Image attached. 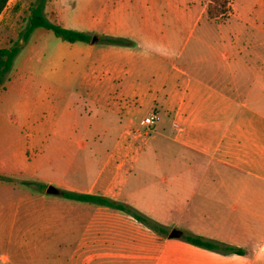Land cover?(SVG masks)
<instances>
[{
    "label": "crops",
    "instance_id": "crops-1",
    "mask_svg": "<svg viewBox=\"0 0 264 264\" xmlns=\"http://www.w3.org/2000/svg\"><path fill=\"white\" fill-rule=\"evenodd\" d=\"M181 19L176 17L177 22ZM199 20L196 18L195 23ZM159 28L162 48L151 47L150 42H136L133 46V110L151 109L145 119L155 115L157 120L150 125L154 128L162 113L171 121L173 136L161 133L173 143L162 150L166 154L162 169L168 177L177 179L184 178L188 171L198 172L192 194L197 200L196 208L209 220L207 225H211L218 203L223 206L224 200L232 198L235 203L230 208L245 217L242 232L255 237V233L264 232V48L249 47L247 42L238 46L241 41H249L252 32L219 33L218 44L208 41V37L202 38L204 52L193 50L179 64L176 60H181L182 54L174 51L169 30L163 25ZM155 32L156 28L145 20L135 38L150 41ZM141 46L146 49L140 51ZM11 89L17 90L21 99L27 93L24 85L17 84L5 87L0 96ZM24 103L18 100L7 107L0 100V197L9 199L23 186L29 188L26 195L34 205L28 215H33V222L23 223L26 211L20 207L11 210L2 205L0 233H16L23 245L38 252L33 263L41 264V239L35 234L46 228L42 223L43 211L51 214V206L58 204L72 211L90 207L86 202L50 194L48 186H36L42 185L40 178H36L43 153L42 137L57 135V131L49 122H42L37 113L25 112ZM145 119L141 126H148L142 123ZM67 134L71 138L63 151L69 152L73 165L77 154L89 148V140L84 136H90V131L88 127L72 128ZM146 135L140 126L128 120L88 188L54 180L47 185L118 199L126 186L124 175L142 158L149 160L157 155L152 147L151 155L147 154ZM23 137L27 141L22 145L19 142ZM46 148L53 158L60 150L57 146ZM43 202L50 204L48 209L42 207ZM96 213L116 222L84 228L86 234L67 264H242L245 256L252 257L250 264H264V237L252 247L249 242L233 245L223 240L221 244L245 251V255L225 254L189 244L181 238L182 230H174L180 233L178 238L164 237L121 211L99 207ZM10 215L12 221L7 220ZM202 231L215 229L209 226ZM90 232L93 234L88 236Z\"/></svg>",
    "mask_w": 264,
    "mask_h": 264
},
{
    "label": "rangeland",
    "instance_id": "rangeland-1",
    "mask_svg": "<svg viewBox=\"0 0 264 264\" xmlns=\"http://www.w3.org/2000/svg\"><path fill=\"white\" fill-rule=\"evenodd\" d=\"M209 2L9 1L0 21V49L18 44L20 51L0 91L7 86L21 84L27 93L21 99L19 92L11 89L2 92L0 100L4 104L6 102L7 107L14 106L18 100L26 102L23 105L25 112L37 113L42 122H49L57 131V135L42 137L43 153L36 176L42 185L36 186L55 187L47 185L48 181L54 180L88 188L103 165L106 152L115 145L121 130L131 120L140 126L143 133H147V154L151 155L152 147L157 150V155L152 152L154 157L149 160L142 158L132 171L124 175L126 186L121 197L114 200L136 210L148 222L164 228L167 231L164 237L174 230H182L184 235L201 236L216 243L227 240L236 245L242 241L249 242L251 247L264 237V232L255 233V237L242 232L245 217L230 208L235 203L232 198L224 200L223 206L218 203L216 215H212L211 225H207L209 220L196 208L197 200L192 194L198 172L188 171L184 178L177 179L168 177L162 169L161 163L166 156L162 150L173 143L162 137L161 133L173 136L171 121L162 113L155 128L141 126V121L150 114L151 109L138 107L133 110V46H136V42H150L151 47L162 48L163 38L157 34L162 25L172 36L174 51L182 54L181 60H176L179 64L193 50L204 52L206 46L201 43L202 38L208 37V41L218 44L220 41L216 35L219 33L252 32L249 41H241L238 46L242 47L247 42L251 45L249 47L264 48V0H230L231 10L214 19L207 14ZM38 6L43 7L51 22L66 29L86 32L91 40L88 43H69L56 37L50 30L39 28L25 42L21 36L28 28L31 9ZM183 7L186 9L183 10ZM176 17L182 19L177 22ZM196 18H200L197 23ZM145 20L156 28V32L150 41H138L135 36L138 29L145 26ZM157 20L163 24L157 23ZM145 49V46H141L139 50ZM85 127L90 131V136H84L89 140V148L77 154V160L72 165L69 152L63 151L71 138L67 133L72 128L81 130ZM26 141V137L20 138L19 144H26ZM48 146L60 148L54 158L48 155ZM28 189L23 186L9 199L0 197V207L4 205L11 210L20 207L26 211L22 217L25 225L33 222V215H28L34 205L26 195ZM86 205L90 208L84 211H72L64 204L51 206V214L43 211L42 223L46 228L35 234L41 239V264H67L77 243L86 234L84 228L95 223L116 222L96 213L97 208L105 206ZM49 206V203L42 204L45 209ZM12 218L11 215L7 216V220L12 221ZM209 226L215 231H202ZM24 234L29 235L27 231ZM92 234L90 232L88 236ZM16 236V233L13 236L9 232L0 233V264H34L38 252L35 253L33 247H27V244L23 245ZM251 261V256H245L242 264H250Z\"/></svg>",
    "mask_w": 264,
    "mask_h": 264
},
{
    "label": "trees",
    "instance_id": "trees-1",
    "mask_svg": "<svg viewBox=\"0 0 264 264\" xmlns=\"http://www.w3.org/2000/svg\"><path fill=\"white\" fill-rule=\"evenodd\" d=\"M9 1L10 0H0V15L7 8ZM230 10H231L230 0H210L207 7V14L209 18L214 19L219 16H224ZM39 28L48 29L51 32H53V34L56 37L69 43H76V42L88 43L91 40L90 35L87 34L86 32L66 29L48 20L42 6L33 7L31 9V17L28 28L23 33L21 38L25 42L28 41L30 36L33 34V32ZM109 42H114V41L109 40ZM19 51H20V47L18 46V44H15V46L11 48L0 49V89L4 87L6 76L12 71L14 61ZM59 195L66 199L96 204L125 212L126 214L137 220L138 222L145 224L153 231L162 235L167 233V231L164 228L154 223L148 222L136 210L132 209L127 205L121 204L112 198L101 195L89 194V193H76L66 190H59ZM181 238L191 245L204 248L207 250L219 251L225 254H235V255L245 254V251L241 248L212 242L206 240L201 236L181 234Z\"/></svg>",
    "mask_w": 264,
    "mask_h": 264
},
{
    "label": "water",
    "instance_id": "water-1",
    "mask_svg": "<svg viewBox=\"0 0 264 264\" xmlns=\"http://www.w3.org/2000/svg\"><path fill=\"white\" fill-rule=\"evenodd\" d=\"M94 42V41H93ZM48 193H50V194H56V195H58L59 194V190L57 189V188H55V187H53V186H50V187H48ZM169 237L170 238H178V237H180V233L179 232H172L170 235H169Z\"/></svg>",
    "mask_w": 264,
    "mask_h": 264
},
{
    "label": "built area",
    "instance_id": "built-area-1",
    "mask_svg": "<svg viewBox=\"0 0 264 264\" xmlns=\"http://www.w3.org/2000/svg\"><path fill=\"white\" fill-rule=\"evenodd\" d=\"M156 120H157V117L155 115H152L151 117L146 118L142 123L144 125L150 126V125H153Z\"/></svg>",
    "mask_w": 264,
    "mask_h": 264
}]
</instances>
